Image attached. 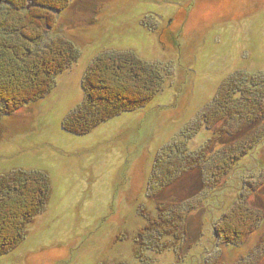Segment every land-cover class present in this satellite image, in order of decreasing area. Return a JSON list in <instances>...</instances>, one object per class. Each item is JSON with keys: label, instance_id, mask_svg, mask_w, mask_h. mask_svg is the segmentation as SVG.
<instances>
[{"label": "rangeland", "instance_id": "obj_1", "mask_svg": "<svg viewBox=\"0 0 264 264\" xmlns=\"http://www.w3.org/2000/svg\"><path fill=\"white\" fill-rule=\"evenodd\" d=\"M49 20L54 27L35 48L65 37L78 55L49 94L2 118L0 177L36 172L51 193L25 241L0 264H144L141 257L146 264H258L264 217L235 245L214 230L247 198L264 214V101L253 100L260 112L253 122L243 116L249 99H221L227 80L264 76V0H72ZM108 56L142 63L162 82L158 96L87 136L66 133L62 122L83 100L84 73ZM221 112L227 119L208 130L203 116ZM252 135L258 144L242 157V170L218 177L224 149ZM171 171L169 187L155 194L159 174ZM260 184L250 195L248 185ZM168 201L184 204V213L165 217L176 228L159 240V252L152 230L164 220L159 203ZM144 239L152 242L145 251Z\"/></svg>", "mask_w": 264, "mask_h": 264}, {"label": "trees", "instance_id": "obj_2", "mask_svg": "<svg viewBox=\"0 0 264 264\" xmlns=\"http://www.w3.org/2000/svg\"><path fill=\"white\" fill-rule=\"evenodd\" d=\"M71 1L0 0V123L3 117L49 94L57 77L69 69L76 59V48L65 37H58L41 49L35 48L43 41L46 29L51 30L54 27V22L50 23L53 20H49V15L53 12H64ZM150 72L142 63L128 57L108 56L95 59L81 81L83 100L64 118L63 131L74 136H87L117 116L145 108L158 96L162 84L160 79ZM221 93L224 102H234L232 99L236 98L235 95H240L243 99L246 97L250 100L248 107L251 108L253 100L257 101L260 97L264 101V76H246L243 83L237 77L231 78L223 85ZM253 109L252 107L249 112L246 109L243 116L248 121L254 119V122L260 112ZM226 115L221 112L218 116H203L207 129H213L212 126L217 122L223 123L227 119ZM253 135L251 140L249 136L244 137L224 149L225 159L223 164L218 165V177L242 170V157L248 155V151H254L258 144V139ZM263 140L264 132L261 134V141ZM194 168L195 165L191 170ZM173 172L175 171L167 173L164 177L162 172L159 174L160 181L156 185L155 194L169 187ZM261 184L254 188L248 185L251 189L249 194L258 192ZM50 193L48 179L36 172L16 171L0 177V257L12 253L25 241L28 228L44 212ZM183 205L173 201L159 203L161 208H158V211L164 220L160 224L156 223V230H152L159 234L154 240L159 252L162 251L159 240L171 235L172 228H176L170 223L171 220H166L167 216L172 220H175V217L181 219L182 211L184 213ZM263 217V211L251 205L248 198L238 201L216 225L215 236L220 237V240L223 238L225 245H235L233 241L254 233ZM180 230L182 235H187L186 226L180 224ZM144 241L145 239L141 244L144 245L143 251L152 243ZM260 244L264 247V237ZM137 256L140 258L141 255ZM263 258L262 255V260ZM141 259L140 261L146 264L145 259ZM260 260L258 264L262 261Z\"/></svg>", "mask_w": 264, "mask_h": 264}]
</instances>
